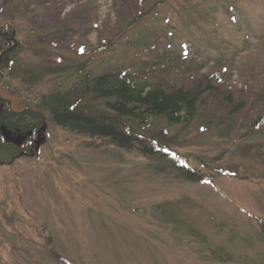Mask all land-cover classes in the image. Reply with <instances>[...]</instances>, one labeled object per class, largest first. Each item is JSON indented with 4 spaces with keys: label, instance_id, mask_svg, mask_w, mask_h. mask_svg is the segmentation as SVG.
Segmentation results:
<instances>
[{
    "label": "rangeland",
    "instance_id": "374dc122",
    "mask_svg": "<svg viewBox=\"0 0 264 264\" xmlns=\"http://www.w3.org/2000/svg\"><path fill=\"white\" fill-rule=\"evenodd\" d=\"M0 31L17 99L0 132L19 118L11 138L40 142L0 141V264H264V0H0ZM119 72L201 88L190 123L133 128L209 183L55 124Z\"/></svg>",
    "mask_w": 264,
    "mask_h": 264
},
{
    "label": "trees",
    "instance_id": "16d2710c",
    "mask_svg": "<svg viewBox=\"0 0 264 264\" xmlns=\"http://www.w3.org/2000/svg\"><path fill=\"white\" fill-rule=\"evenodd\" d=\"M91 88L100 109L93 111L91 104L80 108L84 101L81 99L77 106L75 102L78 101H60L51 111L56 125L91 139L107 141L126 151L139 150L143 155L165 159L184 179L210 182L186 161L179 159L175 152L164 151L160 143L148 141L133 128L137 123L138 127L148 125L158 117H165L170 126L190 123L196 117L204 95L199 86L169 92L160 86H149L147 81H141L135 74L119 72L97 77L92 81ZM91 102H94L93 98ZM251 219L255 220L254 217ZM257 222L264 233L263 222ZM51 255L55 254L52 252ZM217 256L219 260H224Z\"/></svg>",
    "mask_w": 264,
    "mask_h": 264
},
{
    "label": "flooded vegetation",
    "instance_id": "af4514ba",
    "mask_svg": "<svg viewBox=\"0 0 264 264\" xmlns=\"http://www.w3.org/2000/svg\"><path fill=\"white\" fill-rule=\"evenodd\" d=\"M0 37H1L0 39H2V43L1 44L4 45L3 48H0V110H2L3 107L4 108L6 106L9 107V105H10L9 102L10 101H13V103L16 104V100L17 99H15L14 97H10L8 95L9 91H11V87L6 82L7 75L9 73L13 72V70H14L13 67L15 65V62H14L13 58L11 56H9V54H8V50H10L11 43L9 42V39L6 38L5 36H0ZM14 104L12 105V107L14 106L12 108V112L18 118V116H19L18 114L19 113L17 112V109H16V107H15ZM9 111H11V110H9ZM1 112L3 113V111H1ZM12 117H13V115H12ZM18 121H19V118H18ZM18 121H17V123H14L15 126L13 128H9V126L7 125L8 130H9L10 133L12 132L15 135H18L19 134V132H20L21 129H20V126H19V122ZM38 134H39V130L38 129H33V130L29 131V136L27 137V140L24 141L22 147L12 146L11 144H9L6 141L5 137L2 135L1 132H0V141H2V143L5 146H7L9 149H12L11 150L12 152L17 153V155L20 154V153H22V154H29L32 145L36 144L37 150L40 147V142L37 141L38 140V137H39ZM14 158H15V155L12 157V160ZM3 162H4V160H3Z\"/></svg>",
    "mask_w": 264,
    "mask_h": 264
},
{
    "label": "water",
    "instance_id": "95a60500",
    "mask_svg": "<svg viewBox=\"0 0 264 264\" xmlns=\"http://www.w3.org/2000/svg\"><path fill=\"white\" fill-rule=\"evenodd\" d=\"M2 134L3 136L5 137V139L7 140V142H11V143H14L16 146L20 147L22 146V143L24 141L23 138L21 139H18V140H14L11 138V133L10 132H7V130L5 128L2 129Z\"/></svg>",
    "mask_w": 264,
    "mask_h": 264
}]
</instances>
